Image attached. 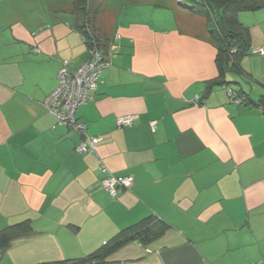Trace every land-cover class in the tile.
<instances>
[{
	"label": "crops",
	"instance_id": "0c3cea01",
	"mask_svg": "<svg viewBox=\"0 0 264 264\" xmlns=\"http://www.w3.org/2000/svg\"><path fill=\"white\" fill-rule=\"evenodd\" d=\"M46 1L57 8L43 7L46 20L0 9V230L31 227L0 251V264H77L148 216L167 224L160 237L84 264H264V54L243 55L226 76L241 103L229 84L204 96L218 75L216 43L186 0L119 10L111 27L100 10L108 65L76 111L80 133L57 124L43 100L62 60L74 71L88 58L83 13L75 0ZM238 20L250 48L264 47V7ZM125 114L133 124L117 126ZM86 136L99 137L96 152L75 150ZM101 163L132 185L110 196Z\"/></svg>",
	"mask_w": 264,
	"mask_h": 264
},
{
	"label": "trees",
	"instance_id": "16d2710c",
	"mask_svg": "<svg viewBox=\"0 0 264 264\" xmlns=\"http://www.w3.org/2000/svg\"><path fill=\"white\" fill-rule=\"evenodd\" d=\"M185 2L183 8L187 12L204 16L209 35L216 43L215 65L218 75L206 82L204 90V96H206L214 85L232 83L226 80L228 74L239 73V59L249 53L250 35L248 28L238 20V13L260 9L264 7V0H186ZM72 8L75 13H83L84 19L78 24L77 32L83 38L87 48L94 43L104 49L105 46L102 45L103 41L96 29L89 30L90 2L75 0ZM94 12L98 13L95 9ZM167 227V224L157 217L148 216L122 229L85 258L75 260V263L104 261L110 253L133 240L147 245L160 237ZM30 231L31 227L27 221L2 228L0 230V251L6 249L15 239L28 235Z\"/></svg>",
	"mask_w": 264,
	"mask_h": 264
},
{
	"label": "built area",
	"instance_id": "2783aa9c",
	"mask_svg": "<svg viewBox=\"0 0 264 264\" xmlns=\"http://www.w3.org/2000/svg\"><path fill=\"white\" fill-rule=\"evenodd\" d=\"M81 39L83 40L82 37ZM87 53V60L74 71L68 69L69 61L67 59L61 61L57 72V86L43 100V106L56 118L57 124L68 125L80 133L85 131L86 126L77 120L76 111L80 105L93 99V92L101 82V72L108 65L103 48L93 43L87 48ZM249 53L263 55L264 47H252L249 49ZM226 94L234 104L244 100L242 95L229 87L226 88ZM135 117V114L120 115L116 118V124L119 127L130 126ZM150 126L154 129L155 122H150ZM98 142L99 137L86 136L76 145L75 150L82 153H94ZM99 169L102 174L100 184L112 197H116L121 190L128 189L133 183L132 175L116 176L104 163L100 164Z\"/></svg>",
	"mask_w": 264,
	"mask_h": 264
},
{
	"label": "rangeland",
	"instance_id": "374dc122",
	"mask_svg": "<svg viewBox=\"0 0 264 264\" xmlns=\"http://www.w3.org/2000/svg\"><path fill=\"white\" fill-rule=\"evenodd\" d=\"M159 1H164V0H88V3L90 2V8L91 11L88 14L89 16V30L92 28H95V25L98 24L99 18L96 20L97 15L94 12V9L99 12L100 10L105 12L106 17L105 19L108 20L107 24H109V27H111L112 22H114V15L117 13L119 10L122 11L123 9H141V10H147L150 9L149 6L153 5L154 3H160ZM166 1V0H165ZM1 5L0 9L2 13L5 15L8 14L9 12L12 13V16L14 13L18 15L20 12L21 14H24L25 12H36L39 13L40 16L44 12L43 7L44 6H53L55 9L56 5L52 3H48L46 0H0ZM147 6V7H145ZM86 7V6H85ZM2 14V15H3ZM181 14V12H179ZM1 17V15H0ZM24 17L28 21L30 20V16L25 15ZM43 20H46V17L42 16ZM139 16L137 17L138 20ZM84 17H81V22L83 21ZM144 19V17L139 18ZM94 20V21H93ZM88 22V23H89ZM236 86L233 83H230L228 86L225 88L229 87L231 89H234L233 87Z\"/></svg>",
	"mask_w": 264,
	"mask_h": 264
}]
</instances>
